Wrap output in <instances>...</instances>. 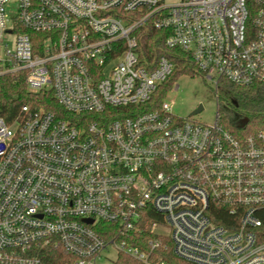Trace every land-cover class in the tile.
I'll use <instances>...</instances> for the list:
<instances>
[{
    "label": "built area",
    "instance_id": "built-area-1",
    "mask_svg": "<svg viewBox=\"0 0 264 264\" xmlns=\"http://www.w3.org/2000/svg\"><path fill=\"white\" fill-rule=\"evenodd\" d=\"M148 21L216 88L264 84V0H0V75L64 110L0 116V264H264V126L178 115L175 83L149 107L175 64L144 58Z\"/></svg>",
    "mask_w": 264,
    "mask_h": 264
},
{
    "label": "trees",
    "instance_id": "trees-1",
    "mask_svg": "<svg viewBox=\"0 0 264 264\" xmlns=\"http://www.w3.org/2000/svg\"><path fill=\"white\" fill-rule=\"evenodd\" d=\"M167 30H159L148 21L139 31L138 39L143 56L147 60H156L166 56L175 68L154 96V102L148 104L153 108L158 106L166 96L170 87L182 75L200 74L190 53L178 47L166 45ZM219 122L235 135L256 133L264 126V84L236 85L228 80H221L218 87ZM28 105L33 110L44 108L63 116L64 110L57 102L52 90L31 92L26 84L23 71L0 75V116L9 124L24 116L23 106ZM247 122H243L244 119ZM261 239L264 240V224L260 227ZM47 264H67L72 256L60 245L48 244L41 249ZM162 256L171 264H192L179 257L173 251L162 250ZM118 264H141L130 256L122 255Z\"/></svg>",
    "mask_w": 264,
    "mask_h": 264
},
{
    "label": "rangeland",
    "instance_id": "rangeland-1",
    "mask_svg": "<svg viewBox=\"0 0 264 264\" xmlns=\"http://www.w3.org/2000/svg\"><path fill=\"white\" fill-rule=\"evenodd\" d=\"M167 3H177L181 0H164ZM175 84H179L177 91L170 92L167 100H174L173 111L183 117L189 116L191 112L203 103L201 112L192 114V118L204 124L214 123L218 114L219 100L218 88L214 83L205 79L202 74L182 75ZM115 251L105 252L111 259L115 258ZM104 259L100 264H108Z\"/></svg>",
    "mask_w": 264,
    "mask_h": 264
},
{
    "label": "water",
    "instance_id": "water-1",
    "mask_svg": "<svg viewBox=\"0 0 264 264\" xmlns=\"http://www.w3.org/2000/svg\"><path fill=\"white\" fill-rule=\"evenodd\" d=\"M203 108H204L203 103H199V105L191 112V114L198 113V112L202 111ZM247 121H248V119L246 118V119H244L243 122H247Z\"/></svg>",
    "mask_w": 264,
    "mask_h": 264
}]
</instances>
